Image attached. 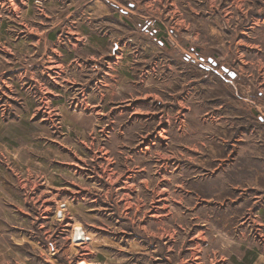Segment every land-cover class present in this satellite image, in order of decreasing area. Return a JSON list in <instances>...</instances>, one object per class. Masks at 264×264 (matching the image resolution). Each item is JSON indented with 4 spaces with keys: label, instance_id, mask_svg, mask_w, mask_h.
Instances as JSON below:
<instances>
[{
    "label": "rangeland",
    "instance_id": "rangeland-1",
    "mask_svg": "<svg viewBox=\"0 0 264 264\" xmlns=\"http://www.w3.org/2000/svg\"><path fill=\"white\" fill-rule=\"evenodd\" d=\"M0 264H264V0H0Z\"/></svg>",
    "mask_w": 264,
    "mask_h": 264
},
{
    "label": "bare ground",
    "instance_id": "bare-ground-1",
    "mask_svg": "<svg viewBox=\"0 0 264 264\" xmlns=\"http://www.w3.org/2000/svg\"><path fill=\"white\" fill-rule=\"evenodd\" d=\"M259 25V24H258ZM47 68V67H46ZM49 68V67H48ZM60 69V68H59ZM47 91V90H46Z\"/></svg>",
    "mask_w": 264,
    "mask_h": 264
}]
</instances>
